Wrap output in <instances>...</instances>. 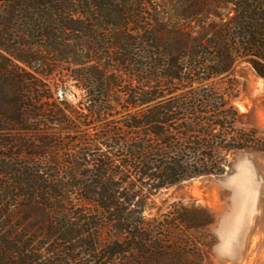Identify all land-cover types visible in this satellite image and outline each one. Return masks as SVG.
<instances>
[{
    "label": "trees",
    "instance_id": "1",
    "mask_svg": "<svg viewBox=\"0 0 264 264\" xmlns=\"http://www.w3.org/2000/svg\"><path fill=\"white\" fill-rule=\"evenodd\" d=\"M239 61L264 0H0V264H183L146 201L255 147L209 81Z\"/></svg>",
    "mask_w": 264,
    "mask_h": 264
},
{
    "label": "rangeland",
    "instance_id": "2",
    "mask_svg": "<svg viewBox=\"0 0 264 264\" xmlns=\"http://www.w3.org/2000/svg\"><path fill=\"white\" fill-rule=\"evenodd\" d=\"M209 81L231 96L238 126L254 130L258 141L229 155L222 173L154 191L144 214L156 231L171 225L190 234L183 264H264V76L239 61ZM64 95L75 102L80 90L72 87Z\"/></svg>",
    "mask_w": 264,
    "mask_h": 264
}]
</instances>
